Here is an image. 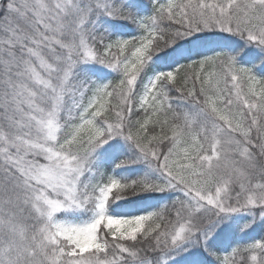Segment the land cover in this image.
Returning <instances> with one entry per match:
<instances>
[{
    "label": "snow or ice",
    "instance_id": "6c2138e0",
    "mask_svg": "<svg viewBox=\"0 0 264 264\" xmlns=\"http://www.w3.org/2000/svg\"><path fill=\"white\" fill-rule=\"evenodd\" d=\"M0 264H264V0H0Z\"/></svg>",
    "mask_w": 264,
    "mask_h": 264
}]
</instances>
